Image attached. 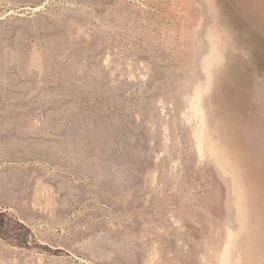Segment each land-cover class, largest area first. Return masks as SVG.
I'll use <instances>...</instances> for the list:
<instances>
[{"label": "rangeland", "instance_id": "374dc122", "mask_svg": "<svg viewBox=\"0 0 264 264\" xmlns=\"http://www.w3.org/2000/svg\"><path fill=\"white\" fill-rule=\"evenodd\" d=\"M211 19L203 0H0V264H199L211 203L181 190L198 170L181 88Z\"/></svg>", "mask_w": 264, "mask_h": 264}, {"label": "bare ground", "instance_id": "6f19581e", "mask_svg": "<svg viewBox=\"0 0 264 264\" xmlns=\"http://www.w3.org/2000/svg\"><path fill=\"white\" fill-rule=\"evenodd\" d=\"M203 2L213 21L205 33L206 55L199 61L203 75L196 88L192 84L181 88L182 94H193L195 103L197 117L191 122L181 119L186 126L198 119L197 131L194 136L186 134L182 145L190 158L197 159L198 170L188 171L192 182L181 190H197L204 194L200 200L208 199L202 202L206 207L211 203L199 228L203 237L199 264H264V105L254 101L256 75L264 70V0ZM231 44L249 52L250 59L232 51ZM186 126L179 129L186 132ZM206 160L226 179L227 189L203 172ZM172 182L177 188L175 179ZM228 195L231 218L223 223L221 206Z\"/></svg>", "mask_w": 264, "mask_h": 264}]
</instances>
